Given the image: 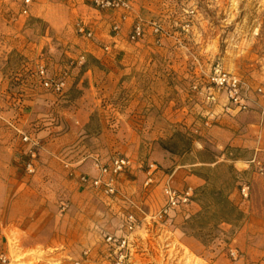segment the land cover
<instances>
[{
	"label": "rangeland",
	"instance_id": "obj_1",
	"mask_svg": "<svg viewBox=\"0 0 264 264\" xmlns=\"http://www.w3.org/2000/svg\"><path fill=\"white\" fill-rule=\"evenodd\" d=\"M129 1L0 0L6 264H264V0ZM216 65L245 110L209 83ZM115 158L113 194L79 181ZM165 187L193 197L157 221Z\"/></svg>",
	"mask_w": 264,
	"mask_h": 264
},
{
	"label": "built area",
	"instance_id": "obj_2",
	"mask_svg": "<svg viewBox=\"0 0 264 264\" xmlns=\"http://www.w3.org/2000/svg\"><path fill=\"white\" fill-rule=\"evenodd\" d=\"M31 0H24L25 6L30 3ZM95 9L98 11H122L123 13L129 11L130 1L129 0H89ZM23 13L26 14L27 10L24 9ZM125 19V16L122 17ZM117 27H114V30ZM79 32L82 33V27L79 29ZM90 37V34H87ZM143 36V30L141 26L136 23L133 26V29L130 33V41H138ZM108 50V48H105ZM40 76L42 77V85L47 90H50L53 93H62L65 87V82L63 80H53L46 79L43 77V69L39 71ZM209 83L212 87L217 89V91H223L229 97L231 103L238 105L239 109L245 110L246 107L241 100L240 96V81L235 75L226 73L218 65H216L209 76ZM214 96L212 93L209 94L207 100L214 101ZM28 138L24 137L23 141H27ZM130 162L125 158H115L113 159L108 166H100L99 164L95 165L98 175L93 179H88L85 176H80L79 181L82 184H86L95 189H101L105 194L114 193V182L115 177L122 173L124 170L128 169ZM31 166L28 165V171H31ZM151 182V179H148L145 185H148ZM247 187H240V193L242 196L246 197ZM164 196L166 198L165 205L156 213L154 219L157 221H164L170 214V212L177 206H181L189 203L193 197V191L191 188H185L182 191H175L169 187H165L163 190ZM133 219L129 217V226L128 229L133 228ZM8 261L7 256L0 252V264H6Z\"/></svg>",
	"mask_w": 264,
	"mask_h": 264
},
{
	"label": "trees",
	"instance_id": "obj_3",
	"mask_svg": "<svg viewBox=\"0 0 264 264\" xmlns=\"http://www.w3.org/2000/svg\"><path fill=\"white\" fill-rule=\"evenodd\" d=\"M200 163L203 164V165H208V166H211V165L215 164L214 161H207V162H206V161H203V160H200ZM214 168H216V166H215ZM207 170H211V169H209V167H208ZM197 176H198V175H197ZM198 178H201V177L198 176ZM202 179H203V178H202ZM204 180H206V179H204ZM213 194H214V195H217V196L220 195L219 192H216V193L214 192ZM195 201H196V202H199L198 199H196ZM222 203H224V205H226L227 207L229 206V209H230L231 211L234 210V208L230 206V204L226 201V199H223V200H222ZM201 207H202V210H203V211L197 213V214L193 217V219H197V218L201 217V216L203 215V213L206 211V208H207V207H205V206H203V205H201ZM221 220H222V222H224V223H229V221H228L227 219H225V218H222Z\"/></svg>",
	"mask_w": 264,
	"mask_h": 264
}]
</instances>
